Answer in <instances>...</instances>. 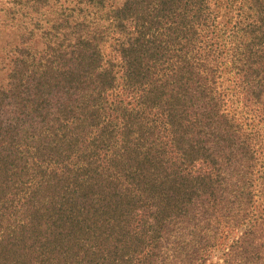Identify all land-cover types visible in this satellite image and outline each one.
Wrapping results in <instances>:
<instances>
[{"label": "trees", "instance_id": "trees-1", "mask_svg": "<svg viewBox=\"0 0 264 264\" xmlns=\"http://www.w3.org/2000/svg\"><path fill=\"white\" fill-rule=\"evenodd\" d=\"M261 139L264 0H0V264H264Z\"/></svg>", "mask_w": 264, "mask_h": 264}, {"label": "rangeland", "instance_id": "rangeland-1", "mask_svg": "<svg viewBox=\"0 0 264 264\" xmlns=\"http://www.w3.org/2000/svg\"><path fill=\"white\" fill-rule=\"evenodd\" d=\"M221 19V18H220ZM223 21V20H222ZM221 77H222V79H221V82H220V84H221V88H224V89H226V92L224 93V94H228V97H229V103H230V105H232L233 106V108L232 109H230L229 111L232 113V111L234 110V109H236V98L234 97V96H230L233 92H231L230 90L232 89V86H231V84H230V80H231V75L230 74H228V72H227V68H226V66H222V74H221ZM263 137V136H262ZM261 142H263L262 144V146L260 147L261 148V151H262V153L264 152V139H261ZM218 256L220 255V254H217Z\"/></svg>", "mask_w": 264, "mask_h": 264}]
</instances>
